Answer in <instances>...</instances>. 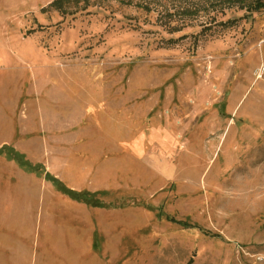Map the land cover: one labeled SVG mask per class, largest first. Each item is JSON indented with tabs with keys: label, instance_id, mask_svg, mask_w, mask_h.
Here are the masks:
<instances>
[{
	"label": "rangeland",
	"instance_id": "obj_1",
	"mask_svg": "<svg viewBox=\"0 0 264 264\" xmlns=\"http://www.w3.org/2000/svg\"><path fill=\"white\" fill-rule=\"evenodd\" d=\"M54 1L0 0V264H264L259 0Z\"/></svg>",
	"mask_w": 264,
	"mask_h": 264
},
{
	"label": "trees",
	"instance_id": "obj_2",
	"mask_svg": "<svg viewBox=\"0 0 264 264\" xmlns=\"http://www.w3.org/2000/svg\"><path fill=\"white\" fill-rule=\"evenodd\" d=\"M71 0H55L51 5L50 7H52L53 9L57 10V11H60V12H63L64 11V4L63 3H66V2H70ZM264 9V3L262 0H259L258 1V4L253 8V11H260ZM65 12V11H64ZM63 12V13H64ZM64 14H68V15H71L73 13L71 12H65ZM19 159V162L23 165L25 164V162L22 160V157L21 156H18L17 157ZM17 159V160H18ZM56 180V179H55ZM57 182V181H55ZM72 192V191H71ZM74 197L76 196V193L72 192L71 193Z\"/></svg>",
	"mask_w": 264,
	"mask_h": 264
}]
</instances>
